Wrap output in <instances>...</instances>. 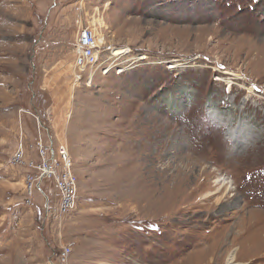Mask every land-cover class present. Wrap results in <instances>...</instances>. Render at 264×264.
Instances as JSON below:
<instances>
[{
  "label": "rangeland",
  "instance_id": "rangeland-1",
  "mask_svg": "<svg viewBox=\"0 0 264 264\" xmlns=\"http://www.w3.org/2000/svg\"><path fill=\"white\" fill-rule=\"evenodd\" d=\"M76 4L0 0V264H264V0H83L105 51L78 81ZM40 127L72 160L61 219L10 159Z\"/></svg>",
  "mask_w": 264,
  "mask_h": 264
},
{
  "label": "built area",
  "instance_id": "built-area-1",
  "mask_svg": "<svg viewBox=\"0 0 264 264\" xmlns=\"http://www.w3.org/2000/svg\"><path fill=\"white\" fill-rule=\"evenodd\" d=\"M76 1V10H78L79 17L77 18L78 31L74 44V63L73 75L75 81H78L79 66L85 59H90L95 54H101L105 48H99L94 45V37H92V29L83 30V0ZM79 3V4H78ZM44 127L38 129V134L35 135L32 142L26 146L24 137L20 138L15 151H13L10 159L19 167L29 168V175L32 176V184L24 192V202L32 206L37 204L39 198L43 200L44 208L48 214H53L56 218L61 219L71 212L72 205H68V198L78 199V195L74 190V180L66 174V154L68 153V144L66 139L60 140L57 144L54 143L48 135L45 134ZM23 135V134H21ZM23 147H31L33 154L23 155ZM61 149V159L52 158V150ZM53 184L57 190L56 195L60 196V204H62V214H54V205H51V197L54 192L45 189V182ZM69 249H72L69 246ZM63 258L61 250H59L55 259ZM48 264H53L50 260Z\"/></svg>",
  "mask_w": 264,
  "mask_h": 264
},
{
  "label": "bare ground",
  "instance_id": "bare-ground-1",
  "mask_svg": "<svg viewBox=\"0 0 264 264\" xmlns=\"http://www.w3.org/2000/svg\"><path fill=\"white\" fill-rule=\"evenodd\" d=\"M92 29V37H94V45L101 48V46L103 45V43H105V39L102 38L101 35L98 34V31H96V29L91 28V27H83V30H90ZM94 58L93 56L90 59H85L83 63H81V65L79 66V75H78V79H82L85 74L87 72H89L88 74H92V70L94 67L95 62L93 61ZM175 67H180L182 66L181 64H174ZM58 154L56 155V152L54 153V149L52 150V158L53 159H61V149H57ZM66 162H67V167H66V174H68V176L70 178H73L74 180V190L76 193V180L75 177L73 176L72 173V160H71V156L69 154H66ZM29 186H27V188H29L32 184V176L29 175ZM59 200H57V202L55 203L56 205L54 206V214H62V204H60V196H58ZM75 202V198H68V205H72ZM26 205L28 206H32L29 203H26ZM52 205V204H51ZM61 250V254H63V258L60 259H53V264H68V259L71 253V249H69L68 245L62 246L60 248ZM237 258V253L236 251L232 252L230 255V260H229V264H242V263H238L235 261V259Z\"/></svg>",
  "mask_w": 264,
  "mask_h": 264
},
{
  "label": "crops",
  "instance_id": "crops-1",
  "mask_svg": "<svg viewBox=\"0 0 264 264\" xmlns=\"http://www.w3.org/2000/svg\"><path fill=\"white\" fill-rule=\"evenodd\" d=\"M43 36L45 37L44 39L48 38V36H50V32L48 33H43ZM52 36V35H51ZM74 44H75V41H74ZM73 50H74V45H73ZM74 52V51H73Z\"/></svg>",
  "mask_w": 264,
  "mask_h": 264
}]
</instances>
